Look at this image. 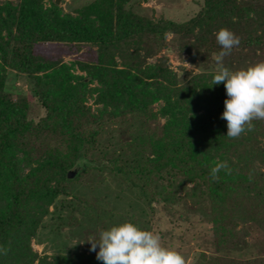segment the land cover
Wrapping results in <instances>:
<instances>
[{
  "label": "trees",
  "instance_id": "16d2710c",
  "mask_svg": "<svg viewBox=\"0 0 264 264\" xmlns=\"http://www.w3.org/2000/svg\"><path fill=\"white\" fill-rule=\"evenodd\" d=\"M139 1L91 0L73 13L56 0L0 1V245L8 249L0 264H103L63 241L58 253L40 257L31 241L125 222L158 229V206L170 221L198 215L205 225L199 238L207 245L191 264H264V256L232 257L247 248L246 227L264 235V119L226 137L224 85H212L220 65L197 63L199 73L181 78L164 54L146 62L168 48L191 55V64L200 52L217 57L223 28L239 38L226 56L247 69L240 59L254 65L264 57V6L204 0L176 22L139 15ZM63 46L91 56L62 63ZM9 71L27 83L14 100ZM30 101L44 109L37 121L28 118ZM221 162L227 167L213 178Z\"/></svg>",
  "mask_w": 264,
  "mask_h": 264
},
{
  "label": "rangeland",
  "instance_id": "374dc122",
  "mask_svg": "<svg viewBox=\"0 0 264 264\" xmlns=\"http://www.w3.org/2000/svg\"><path fill=\"white\" fill-rule=\"evenodd\" d=\"M3 1V0H0ZM91 0H65L62 2V0H59V5H61L62 9L65 12L73 13L76 8L81 6L83 3L88 2ZM138 1V0H137ZM244 1V2H251L253 0H237ZM202 3H204V0H140L139 5L133 6V11L138 13L141 16H145L148 18H151L153 20H156L158 18H166L170 19L176 22H182L189 18H191L193 15L198 13L200 11V8L203 7ZM262 3H264V0H258V4L261 6H264ZM173 36L169 35L167 37V40L172 39ZM48 49V48H47ZM65 49H67L66 46H63V49L57 53L56 56L60 58L62 63L70 64V63H76V62H86L90 58V53L88 51V48L83 47L78 52L71 51L68 53H65ZM49 51H53L52 47L48 49ZM43 52V51H42ZM45 54V53H44ZM161 54L165 55L168 59V65L169 67L175 72L179 73L181 75V78L183 77L184 73H190L191 76L197 74L200 72V68H198L196 65L197 63L204 67H210L214 65H220L225 64L229 62L231 66L239 70L241 69L239 65H237V58L235 55L231 58L227 57L226 59H223L220 61V63L217 62V57L213 56L210 58H202V54L200 52L199 55H196L194 58V64H191L188 59L191 58V55H187L183 53L181 56L177 55L173 49H166V51H163L159 54H156L155 56H152L146 60L147 63H154L157 59V57H160ZM260 55V53H257ZM200 56V57H199ZM262 55L258 56L261 57ZM239 59V58H238ZM240 61H243V65H245V68H248L252 65L250 59H240ZM260 62H264V57L261 58ZM259 61L257 63H260ZM247 66V67H246ZM76 68V67H75ZM244 68V66H243ZM182 69V70H180ZM217 71V70H216ZM74 73L76 74H84L83 72H80L79 70L75 69ZM6 87H8V92L10 93L11 99L14 100L16 98V95L18 94V89L23 90V95H25L28 92L27 89V83L25 82V79L22 78V76H19L15 74L14 72H8L7 78H6ZM87 105L91 107V110H95V108L99 107V104H95L94 98H90L87 101ZM156 109V107L154 108ZM44 115V109L40 107L38 104L30 101L29 111H28V118L37 121L41 116ZM154 122L149 124L148 128L153 127ZM127 128H124V131ZM134 129V128H133ZM132 129V130H133ZM108 133L106 135V138L104 142L106 143L108 141ZM123 136V135H122ZM122 141H128L130 140V137L123 136L120 137ZM120 140V141H121ZM164 210L161 209V207L158 206V213L157 217L160 219V226L159 228L153 227L150 231L154 234H158L161 238V244L169 248L171 250L177 251L182 257L184 258L185 264H191L198 256V252L201 251L200 243L202 244L203 241H206L203 236L204 240L199 238L201 236L200 232L205 228V225L200 222V219L198 215L191 216L189 221L191 223H185L182 220H177V218H174L172 221L169 218V216L164 214ZM189 225L191 226L189 228ZM246 230L248 231L249 235L245 237V241L247 244V248L245 251L239 253L238 255H232L233 258L236 259H242L246 257H258V256H264V235L262 232H260L258 229L248 226L246 227ZM68 231L67 228H63L60 232V239L49 241L47 240H41V243L37 241V239L31 241V248L34 252H36L40 257L47 255L48 257H52L55 253H58V249L63 247V242L67 247H71L73 245H78L79 251H84L85 253L89 254L91 251L89 250L90 244L88 242L89 239H95L99 240V232L90 233L85 232L82 236L78 237H72ZM45 236V231H44ZM200 239V241H199ZM63 241V242H62ZM207 244L204 242L203 246H206ZM99 249L97 248L96 251ZM204 249V247L202 248ZM94 252V251H93ZM95 253V252H94Z\"/></svg>",
  "mask_w": 264,
  "mask_h": 264
},
{
  "label": "clouds",
  "instance_id": "9594fccd",
  "mask_svg": "<svg viewBox=\"0 0 264 264\" xmlns=\"http://www.w3.org/2000/svg\"><path fill=\"white\" fill-rule=\"evenodd\" d=\"M216 41L221 46L217 55L220 63L239 38L227 29L216 33ZM223 83L226 99L220 118L226 121V137L235 138L250 131L251 121L264 119V62L247 69L231 71L220 64L219 71L212 78V85ZM226 162L216 164L210 170L213 178ZM90 251L103 264H185L177 251L164 247L158 234L142 230L130 222L113 225L99 234V240L89 239ZM99 249L96 251V249ZM8 249L0 245V255Z\"/></svg>",
  "mask_w": 264,
  "mask_h": 264
},
{
  "label": "water",
  "instance_id": "95a60500",
  "mask_svg": "<svg viewBox=\"0 0 264 264\" xmlns=\"http://www.w3.org/2000/svg\"><path fill=\"white\" fill-rule=\"evenodd\" d=\"M56 4L58 5L59 4V0H56ZM73 172H69L68 174H67V176L69 177V178H71L72 176H73Z\"/></svg>",
  "mask_w": 264,
  "mask_h": 264
}]
</instances>
